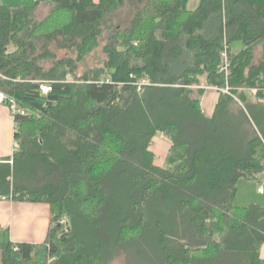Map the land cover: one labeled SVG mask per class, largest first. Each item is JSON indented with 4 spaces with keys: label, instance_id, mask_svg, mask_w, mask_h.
I'll use <instances>...</instances> for the list:
<instances>
[{
    "label": "trees",
    "instance_id": "16d2710c",
    "mask_svg": "<svg viewBox=\"0 0 264 264\" xmlns=\"http://www.w3.org/2000/svg\"><path fill=\"white\" fill-rule=\"evenodd\" d=\"M122 4H0V91L27 111L0 199L51 213L45 239L1 243L0 264H264V207L233 204L264 171V0H134L123 26ZM105 29L104 62L80 71ZM158 133L173 170L155 163Z\"/></svg>",
    "mask_w": 264,
    "mask_h": 264
},
{
    "label": "crops",
    "instance_id": "0c3cea01",
    "mask_svg": "<svg viewBox=\"0 0 264 264\" xmlns=\"http://www.w3.org/2000/svg\"><path fill=\"white\" fill-rule=\"evenodd\" d=\"M35 0H0V4H23L31 5ZM200 0H188V8L193 9L197 6ZM193 6V7H191ZM195 6V7H194ZM235 48H241L239 42H235ZM214 87L206 89L201 97L202 105L211 103L209 115L212 111L215 95L212 93ZM211 91V92H210ZM208 98L205 99L206 94ZM206 107V105H205ZM14 119L10 115L8 108L0 104V159L5 156H10L14 149ZM10 135L8 136V133ZM158 144V149L155 145ZM152 151L155 154V163L165 169L173 170L177 167L178 161L170 158L168 154L169 142L161 134L158 133L153 141ZM173 159V160H172ZM260 177V176H259ZM260 181V180H259ZM258 181V182H259ZM17 202V203H16ZM48 205V204H47ZM49 216H47V210ZM42 213V218L40 217ZM38 214V215H36ZM50 206H46L41 202L17 201L12 199H0V245L3 242H31L39 243L46 237L50 222ZM38 216V217H37ZM41 240V241H40ZM259 256L264 260V243L260 246Z\"/></svg>",
    "mask_w": 264,
    "mask_h": 264
},
{
    "label": "rangeland",
    "instance_id": "374dc122",
    "mask_svg": "<svg viewBox=\"0 0 264 264\" xmlns=\"http://www.w3.org/2000/svg\"><path fill=\"white\" fill-rule=\"evenodd\" d=\"M133 1L134 0H123V4L121 5V7H119L115 12H113L110 15L114 23L121 24L122 26L127 24V21L132 15ZM49 7H50V4L47 1L40 3L33 11L34 17L37 18L38 20H42L44 16L47 14ZM108 33L109 31L106 29L103 31L102 35L98 38L97 45L91 49V51L84 57L83 61L80 63L79 65L80 71L86 68H94L95 66L102 65L105 59L102 48L107 41ZM61 53H64V51H61ZM43 62H44L43 65L46 68L50 65L51 61L46 59ZM66 78L71 79L72 76L70 74H67ZM246 93L249 95L250 98H254L253 90L246 89ZM208 95H211V93L206 94L205 99L208 98ZM210 105L211 103L209 104L208 102L202 105L207 113L210 111ZM5 106L8 108L7 105ZM8 111L10 115L12 116L9 108H8ZM25 113H27V111H25ZM9 135H10V132L8 133V136ZM155 149H158V144L155 145ZM260 180H261V176H260ZM41 203L48 206L47 203L45 202H41ZM249 203H256L264 207V192L259 193L256 191V185L254 181L241 178L238 180V183H237V191L233 198V204L237 206H244V205H248ZM46 210H47V216H49V211L48 209ZM39 215L41 218L43 217L41 212ZM121 261H122L121 257H118L109 264H116Z\"/></svg>",
    "mask_w": 264,
    "mask_h": 264
},
{
    "label": "built area",
    "instance_id": "2783aa9c",
    "mask_svg": "<svg viewBox=\"0 0 264 264\" xmlns=\"http://www.w3.org/2000/svg\"><path fill=\"white\" fill-rule=\"evenodd\" d=\"M222 58H223V66L222 69H226L227 67V58H226V53L222 52ZM147 83L146 79H141L139 80L136 84L138 89ZM39 88L41 90L42 93H47L50 91L51 87L50 84L46 83V82H41L39 85ZM224 91H226V89H224ZM0 104H4L7 105L12 116L14 117L16 114H25V109L20 107L15 101L14 99L8 97L3 91H0ZM256 191L259 193L264 192V171L261 173V180L259 182H257L256 184Z\"/></svg>",
    "mask_w": 264,
    "mask_h": 264
}]
</instances>
